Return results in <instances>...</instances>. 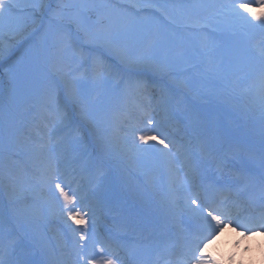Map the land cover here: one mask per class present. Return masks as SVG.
I'll list each match as a JSON object with an SVG mask.
<instances>
[{
  "label": "rangeland",
  "instance_id": "obj_1",
  "mask_svg": "<svg viewBox=\"0 0 264 264\" xmlns=\"http://www.w3.org/2000/svg\"><path fill=\"white\" fill-rule=\"evenodd\" d=\"M50 1L7 0L11 5V19L9 26L4 30L3 36L0 37V43L6 46L8 51L3 57H0V61H5L19 45L23 48V55L21 54L15 61V66L7 69L4 75L0 71V103H6L9 96H13L14 99L11 104L13 111H16L17 105L25 103L27 99L35 100V98L43 96L47 91L42 90L46 87L47 78L44 74L46 73L45 68L38 64V47L42 48L49 62H54L55 64H58L67 56V50L69 53L68 46L66 50L60 43L55 44V42H52L53 37H58L60 28L51 22H47L49 20L43 17L48 5L55 8L56 0ZM91 2L93 4H90ZM217 2H220V0H60V6L64 7L66 11H60L58 18L64 19L65 22H72V25L77 30L75 22L83 17H90L91 23L94 22L96 24L92 23L95 31L111 32L122 47L133 51L143 47L139 42H146L150 38L157 47L154 48V52L159 53H154L155 59L153 61L144 62L141 65L143 64L144 70L169 78L171 86L183 84L191 88L203 87L204 90H226L232 82L229 79V64L226 72L215 70L217 66L224 64L229 59V53L227 55L224 53L228 48H225L227 45L226 39L222 41V36H220L221 41L213 44L212 42L217 40L211 41V31H225L228 27V32L239 30L242 37L243 35L245 36L244 28L241 29L235 21L229 18H223L213 21L203 31H190L164 24L161 17L154 10L145 12L136 7L137 5L151 3L165 9L170 16H177L179 14V6L193 3L213 4ZM89 6L93 7L94 10L89 8ZM80 7L82 9L86 8L89 12L78 14L81 12ZM255 10L257 12L261 11V9ZM242 11L246 12L243 9ZM210 16L211 10L207 13L202 12L200 14L201 22L208 20ZM42 21L44 22L43 27L39 31ZM230 23H233V28H229ZM245 28L247 33L251 32V35H253L257 27ZM36 30L38 31L31 35ZM78 35L82 38V33L78 32ZM140 35L141 37L139 38L135 37ZM155 36H162V40H155L153 38ZM248 41L249 44L251 38H248ZM136 44L137 47H135ZM96 48L106 51L113 57L109 48L103 42L94 44L93 49ZM178 57H182V59H177ZM76 58L82 57L76 56ZM93 58L90 55L88 59ZM217 60L220 61L215 64ZM146 63L148 64L146 65ZM161 63H169L171 65V74L158 70ZM138 65L133 64L128 66V68L137 70ZM66 76L68 81H73L72 78L68 77V74ZM3 77L4 87L2 88ZM125 89L124 79L122 82L115 80L114 83H111L109 78L106 77L95 82L88 81V87L83 89L88 102L87 108L83 113L81 107L70 100L68 91L63 89L61 93L64 102L71 107L76 118L78 116L84 118L85 122L81 124L76 118H72L71 120L75 121L79 128L75 125L73 127L69 125L56 132L57 134L62 132L64 136L63 140L59 142L61 146L56 147L65 149L62 154L61 152L54 154L52 151L49 152L48 149L42 151L39 150L38 145L33 146L39 141V136L36 135H34V143H31V141L25 143V146H23L24 152L29 154L45 153V155L50 153V155L54 154L52 157L59 156L62 160L67 158L68 160L66 161L70 163H80L83 160L90 165L102 162V159L98 157V155H101L106 160H112V158L123 159L125 164L130 163L129 167L134 168L137 153H134L131 145L121 143L116 135L118 116L120 117L121 109L117 111L114 105H127L128 99L127 97L125 98V92H123ZM245 90L253 91L246 88ZM30 104L33 107H37L42 102ZM1 118L3 121L0 119V178L1 180H9L5 183L8 188L9 186L13 187V184L22 188H19L17 200L13 205V210L17 211V215L14 218H22L27 223V226L48 222L51 220L54 210L48 204L51 216L45 214V198L40 197V186L38 187L35 183H29L28 186L34 185L36 189L35 193H31L33 188L25 187L28 183L27 179L25 178L27 182H24V178L18 179L15 176L16 170L14 169L19 165V163H14L17 159L14 160L12 155L6 156V152L10 149H17L12 145V140L17 137L15 119L8 108L1 115ZM91 118L95 123L90 121ZM71 127L74 130L69 135L68 132ZM15 155L18 157L19 153ZM128 161L131 162L128 163ZM9 167L10 170H8ZM143 168L145 169V165ZM33 170L38 174L40 172L39 165H36ZM3 203L4 200H0V207H2ZM36 217L38 221L35 219ZM41 229L44 233L45 230ZM52 251L54 254L50 255V257L65 260L62 256H57L53 249Z\"/></svg>",
  "mask_w": 264,
  "mask_h": 264
},
{
  "label": "bare ground",
  "instance_id": "obj_2",
  "mask_svg": "<svg viewBox=\"0 0 264 264\" xmlns=\"http://www.w3.org/2000/svg\"><path fill=\"white\" fill-rule=\"evenodd\" d=\"M263 37L264 33L262 32L260 35H256L251 43L256 45L255 43H259ZM245 45V40L236 41L235 53L238 52L240 54V59L238 61L234 60L235 62L232 63L238 64L240 66H246L247 64L251 65V70L255 64L258 63V58L256 55H254L252 58H250L251 62L246 60V50H244ZM259 52L260 51L257 50V55H259ZM147 64L148 63H146V65ZM142 65L139 64L137 70L140 73H146L144 72ZM57 75L63 84L65 81H68V79L65 78L62 73ZM147 79H142L139 77L135 79V82L141 85L145 84V86L146 84L152 86V83L149 82H151L153 79V81L160 82L163 86L171 84V80L169 78L159 75H156L155 77L151 76V78L147 77ZM235 80L232 78L234 83ZM233 82L229 84V90L219 89L206 91L203 89H197L196 92L192 93V97L189 99L188 94L190 91L187 90L185 86L184 88L178 87L182 86L183 84L178 86L172 85L169 90L164 92V94L170 96V94L174 93L173 90H181L183 92V94L179 95L180 99L177 98L176 101L180 106L179 108L183 109L185 106L188 108V116L192 122V130L195 133V140H193V143H206V152H209L213 147H215V149L227 147V150L233 152L231 154L232 156H236L238 151H243L242 154L239 155V162L245 161L247 157L253 153H259L260 155L255 158H259L260 160L264 161V112H260V110L253 106L256 101L262 102L261 96L258 90H254L255 92H249V90H245V94L251 97L247 98L244 95V91L242 93L238 91L237 93L235 90L231 89L232 85L234 84ZM156 91L157 93L159 92L158 90H154L152 92H148V90H146L145 94L140 96L141 102L145 106L150 105L151 101L155 97ZM253 93H255V95ZM140 112L147 114V112L144 110ZM198 113L200 114V117L196 118ZM139 117L137 119H139ZM79 120L82 123L85 122L84 118H80ZM41 124L45 125V122ZM45 136L46 139L49 140H45L43 143L50 145L52 136L48 137V134ZM208 139L212 140L211 145ZM166 156H169L168 152L166 153ZM64 163L57 161V163L53 164L59 169V172L62 176L61 180H63L65 177L74 180L76 175L70 174L65 169ZM102 163H105L110 170L109 176L112 178H108L106 181H109V183L112 182L114 184L113 190L131 202L138 204L142 210L151 211V214L156 215V217L163 221H167V215L182 210L179 208L177 202L172 200L171 194H169L168 202L165 201L158 193L154 192V188L148 185L144 180L142 181L139 179L122 164L110 160H107L106 162L103 161ZM161 163L162 161L157 162V166H159ZM103 172L106 174L105 170ZM101 177L105 179L104 175H101ZM8 181V179L1 180L0 178V199H4L5 202L0 209V229H12L17 235L20 236L24 235L25 232L31 233L32 235H39L41 238H38V240L40 242V247L43 249L44 259L50 261L51 264H61L54 262L55 260L53 257L48 256V252L52 251L53 247L55 246L58 248L56 250H58L60 254L67 250L68 247L65 245L63 231H65L68 227H66L64 230H60V225L68 220L67 215L56 209L54 212V222L48 225L49 231L45 232L44 235L38 224L31 225L29 228H26L27 223L23 221L22 218H14V216L17 215V211L13 210V205L17 200L16 197L20 190L16 184H13V187H6L5 183ZM35 191L32 190L31 193H35ZM112 194L113 192H107V196L102 197L101 200L110 196L112 199H114ZM46 196L47 194L44 191H40V197ZM155 206L159 208L157 213L154 212L156 210ZM97 209L98 208L95 210ZM119 213L120 212L117 211L115 214ZM128 214L130 217L137 216L136 219L138 222L145 220L144 217L137 211V209H130ZM49 234L54 236V240L51 241L52 245L46 239ZM6 236L7 235L4 234L2 239ZM11 239L12 238L7 241H3V243L7 245ZM217 246L219 254L225 253L227 251L230 252L231 250L230 242H227L226 244L224 241H220ZM237 255L241 260L244 261V264H264V243H262L260 248L252 247L251 251L249 252L241 249ZM260 257L263 258L262 261Z\"/></svg>",
  "mask_w": 264,
  "mask_h": 264
},
{
  "label": "snow or ice",
  "instance_id": "obj_3",
  "mask_svg": "<svg viewBox=\"0 0 264 264\" xmlns=\"http://www.w3.org/2000/svg\"><path fill=\"white\" fill-rule=\"evenodd\" d=\"M137 8L148 12L155 11L162 19L164 24L172 25L178 28H182L190 31H203L208 27L213 21H217L223 18H229L235 21L240 28L245 27H258L264 28V8L260 12L249 7L247 3H238L237 0H225V2H217L213 4H203V3H193L188 5L179 6V14L177 16H170L168 12L158 7L157 5L151 3H145L142 5H137ZM246 10L245 11H242ZM211 10V16L208 20L201 22L200 14L207 13ZM247 13V14H246ZM11 19V5L7 0H0V37L3 36L4 30L9 26ZM77 31L82 33V42L85 46L94 45L103 42L110 50L112 56L114 57V65L112 66H102L101 70L97 73L96 79H102L104 72L108 71L110 68L128 67L133 64H141L148 61H153L154 57V42L149 41L142 48L138 50H130L126 47H122L119 42L114 38L111 32H97L93 29L90 17H83L78 19L76 22ZM69 28L71 25L68 26ZM239 30H234L232 35H240ZM74 43V41H72ZM8 51L6 46L0 43V57H3ZM177 59H182L178 57ZM240 59V54L233 53L230 55L229 60L224 64L217 66L216 71L226 72L228 70V64L233 60L238 61ZM159 71L171 74V65L169 63H161L158 68ZM251 77L255 81L254 87L258 90L262 102H264V50H261L258 55V63L251 69ZM247 75L244 79H247ZM88 87L87 80H73L65 81L64 88L68 91L70 100L81 107L83 112L87 108V100L84 95L83 89ZM13 96H9L6 103H0V115H3L7 108L11 107L13 103ZM42 106L44 110L48 113L53 121V126L56 130H60L66 126V122L71 119V114L67 106H61L59 90L56 88L48 89L43 97ZM139 129H132L133 135L132 147L133 149H142L147 144L149 140H157L155 136L135 135ZM142 142V143H138ZM169 143H173L169 140ZM159 145L163 147L160 148L161 153H167L170 151L168 144L165 140L160 139ZM49 147L48 151H54L55 147ZM45 146L42 144L39 146L43 149ZM173 147L175 145L173 144ZM62 176L59 169L56 167H51L46 176L45 183L51 185L52 194L55 196L58 190L59 196L63 197L66 205L73 204L76 201V196H69V193L65 191V188L57 183V180H61ZM65 186L67 182L65 181ZM198 195V194H197ZM58 199V197H57ZM192 200L191 196L189 197ZM192 200V203H195ZM201 209H196L194 211L198 212L201 219L204 221L207 231L204 236H197L193 238L194 247L191 249V258L196 259L198 264H213L209 257L203 255H198L202 252L201 245L204 240L208 239L216 233V231L224 224V219H233L229 212L225 208L217 207L212 204H208L206 201L201 199ZM191 209V205L188 206ZM211 207L212 211L204 213L203 208ZM80 212L75 213L69 211L68 218L75 221L76 224H85L87 221L84 219H78L80 217ZM221 217H224L222 219ZM215 222V223H213ZM242 227H247L249 229V234L253 227L264 228V213L260 214L258 223H242L237 220ZM95 219L93 217V224ZM71 227V225H69ZM73 236L79 233V240L75 241L73 244V251L77 257H80L76 261V264H81V260L84 264H97L95 260L87 261L84 257L80 256L81 251L85 249L88 245L85 243L86 240H93L94 236L91 231L86 227L84 231L80 229H72ZM9 235L12 237L10 242L5 245L3 240L0 239V264H51L50 261L44 259L43 249L40 247V242L31 233L25 232L24 235H17L14 230H10ZM239 243V242H238ZM104 251V249H101ZM104 264H115V261L111 258L107 259Z\"/></svg>",
  "mask_w": 264,
  "mask_h": 264
}]
</instances>
